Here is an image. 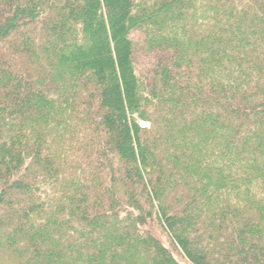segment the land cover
<instances>
[{
    "label": "trees",
    "instance_id": "16d2710c",
    "mask_svg": "<svg viewBox=\"0 0 264 264\" xmlns=\"http://www.w3.org/2000/svg\"><path fill=\"white\" fill-rule=\"evenodd\" d=\"M185 263L264 264V0H0V264Z\"/></svg>",
    "mask_w": 264,
    "mask_h": 264
},
{
    "label": "rangeland",
    "instance_id": "374dc122",
    "mask_svg": "<svg viewBox=\"0 0 264 264\" xmlns=\"http://www.w3.org/2000/svg\"><path fill=\"white\" fill-rule=\"evenodd\" d=\"M164 241H165V239H164ZM186 264V263H185Z\"/></svg>",
    "mask_w": 264,
    "mask_h": 264
}]
</instances>
